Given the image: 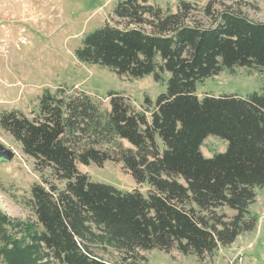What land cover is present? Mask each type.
Returning <instances> with one entry per match:
<instances>
[{
	"label": "trees",
	"instance_id": "1",
	"mask_svg": "<svg viewBox=\"0 0 264 264\" xmlns=\"http://www.w3.org/2000/svg\"><path fill=\"white\" fill-rule=\"evenodd\" d=\"M214 1L194 12L187 0L175 11L148 0H116L111 20L83 37L78 61L165 82L153 102L144 96L143 110L115 91L102 108L83 90L45 89L31 117L0 111V127L47 174L31 185L29 198L30 237L45 264H111L87 245L96 231L137 264L145 259L139 251L151 249L202 260L256 227L249 206L264 185V92L198 95L196 87L235 67L264 68V22L222 0L212 7ZM208 135L225 140V150L204 156ZM107 160L121 162L146 191L93 181L77 166ZM223 206L234 213L217 211ZM31 249L21 252L24 264L32 262Z\"/></svg>",
	"mask_w": 264,
	"mask_h": 264
},
{
	"label": "rangeland",
	"instance_id": "2",
	"mask_svg": "<svg viewBox=\"0 0 264 264\" xmlns=\"http://www.w3.org/2000/svg\"><path fill=\"white\" fill-rule=\"evenodd\" d=\"M163 9L175 11L179 0H148ZM197 10L208 0H187ZM231 10L247 18L264 22V0H222ZM116 0H0V9L14 13L22 29L25 43L15 47L11 42L5 55H0V111L17 109L31 117L37 109L45 89L67 95L83 90L98 100L102 108H109L110 91L124 94L136 110H143L144 96L153 102L165 91V82H156L151 75L130 78L117 75L105 66L83 63L74 53L83 37L90 31L110 21ZM212 7L219 8L218 1ZM17 36V35H16ZM15 36V38H16ZM253 91L264 92V68L235 67L198 82L196 93L237 94L245 96ZM150 107V105H148ZM149 117V113L146 112ZM124 146H130L126 140ZM0 143L15 151L11 160L0 158V264H24L22 250L31 245L27 264H45L44 251L31 241L34 215L29 206L30 187L42 183L47 175L34 168L33 160L22 153L20 145L0 127ZM225 140L208 135L202 149L206 153L224 151ZM93 181L114 185L122 190L138 188L145 192L147 185L137 183L121 162L107 160L102 166L94 163L77 164ZM61 186L62 182L56 181ZM255 200L249 209L258 216L256 227L241 233L229 245L219 246L202 260L195 254H182L158 249L140 250L145 259L137 264H264V185L255 188ZM217 211L231 216L234 211L225 206ZM87 239L91 252L111 264H129L114 244L102 239ZM18 242V248L15 242ZM131 260V259H130ZM133 260V259H132ZM63 264V263H54Z\"/></svg>",
	"mask_w": 264,
	"mask_h": 264
},
{
	"label": "built area",
	"instance_id": "3",
	"mask_svg": "<svg viewBox=\"0 0 264 264\" xmlns=\"http://www.w3.org/2000/svg\"><path fill=\"white\" fill-rule=\"evenodd\" d=\"M17 18L14 13L0 9V55L7 53L12 41L15 47L26 41L25 37L20 34L22 31L19 26L21 18Z\"/></svg>",
	"mask_w": 264,
	"mask_h": 264
},
{
	"label": "water",
	"instance_id": "4",
	"mask_svg": "<svg viewBox=\"0 0 264 264\" xmlns=\"http://www.w3.org/2000/svg\"><path fill=\"white\" fill-rule=\"evenodd\" d=\"M15 155V151L6 147L4 144L0 143V158L4 160H11Z\"/></svg>",
	"mask_w": 264,
	"mask_h": 264
},
{
	"label": "crops",
	"instance_id": "5",
	"mask_svg": "<svg viewBox=\"0 0 264 264\" xmlns=\"http://www.w3.org/2000/svg\"><path fill=\"white\" fill-rule=\"evenodd\" d=\"M201 147H202V146H201ZM201 151H202V153L204 154V156H206V157H210V156H212V154H213V153H210V154H209V153L204 152L202 148H201Z\"/></svg>",
	"mask_w": 264,
	"mask_h": 264
}]
</instances>
